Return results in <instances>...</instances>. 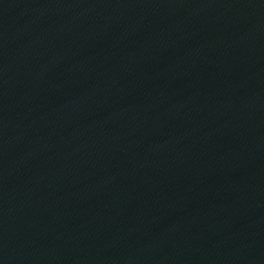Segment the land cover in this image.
Instances as JSON below:
<instances>
[{"label": "water", "instance_id": "1", "mask_svg": "<svg viewBox=\"0 0 264 264\" xmlns=\"http://www.w3.org/2000/svg\"><path fill=\"white\" fill-rule=\"evenodd\" d=\"M0 264H264V0H0Z\"/></svg>", "mask_w": 264, "mask_h": 264}]
</instances>
